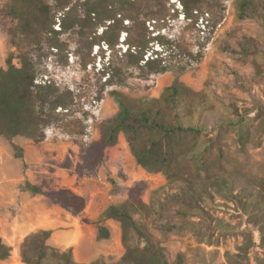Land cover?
I'll list each match as a JSON object with an SVG mask.
<instances>
[{
    "label": "rangeland",
    "instance_id": "374dc122",
    "mask_svg": "<svg viewBox=\"0 0 264 264\" xmlns=\"http://www.w3.org/2000/svg\"><path fill=\"white\" fill-rule=\"evenodd\" d=\"M170 1L171 18L163 25L148 22L151 35L180 42L195 54L202 51L198 61L188 62L175 46L171 49L168 44L163 48L153 42L155 50L168 55V71L143 76L139 69L124 68L125 83L108 84L107 75L103 74L104 63L109 56L115 60L122 57L125 45L112 53L105 45H95L90 51L85 38L72 30L56 36L65 46L62 51L49 43L41 51L32 50L38 62V79H49L63 90L70 89L75 103L65 122L48 127L45 139L40 142L24 136L12 141L0 137V235L13 247L11 257L0 264H25L21 243L39 229L52 230L48 240L52 246L73 247L74 259L78 262L109 264L122 258L126 248L121 224L115 219H101L103 211L111 204L126 200L133 190L145 202H150L153 190L166 185L167 191L162 197L169 196L177 189L176 184H169L162 172H149L138 164L124 134L119 136L116 145L106 148L99 165H87V149L101 139L104 125L119 111L109 94L112 88L133 97H158L174 82L179 67L187 63V70L180 74L184 83L196 90L205 89L221 111L247 122L250 138L245 143L239 141L235 129L227 127L225 132L224 175L233 178L234 192L255 191L260 187L264 179V0L262 13L243 15V0H216L221 10L216 14L222 18L217 25L203 17L198 21L186 19L180 1ZM9 2L0 0V67L4 68L10 55L19 64L20 53L12 40L11 31L17 21L6 12ZM55 28L59 29L58 22ZM88 59L91 62L86 64ZM80 120L85 125L84 134L66 131L68 122L78 124ZM220 120L219 114L207 113L204 125L211 129ZM206 132L212 135L211 131ZM13 143L23 148L21 158L15 156ZM27 180L48 191L70 188L86 198L87 206L80 213H72L48 196L23 190ZM215 201L208 207L229 226L225 234L218 236V230L215 242L200 241L190 231H155L167 248L170 260L175 261L183 253L187 264H230L226 253L238 252V247L247 241L246 235L251 233L249 261H242L264 264V243L248 214L234 201L220 197ZM101 225L111 230L109 238H98Z\"/></svg>",
    "mask_w": 264,
    "mask_h": 264
},
{
    "label": "trees",
    "instance_id": "16d2710c",
    "mask_svg": "<svg viewBox=\"0 0 264 264\" xmlns=\"http://www.w3.org/2000/svg\"><path fill=\"white\" fill-rule=\"evenodd\" d=\"M186 19L198 21L201 17L217 25L221 17L216 14V0H179ZM263 0H243L241 14H260ZM170 0H10L6 12L17 21L11 31L12 40L20 48L19 64L14 56L7 59V68L0 67V137L12 141L24 136L40 142L46 137V129L63 123L70 115L75 95L70 89H61L49 79L39 80L38 62L33 49L41 51L45 43L57 51L65 46L56 36L76 30L85 38L92 51L95 45L122 50L118 60L109 56L104 63V75L108 84H124V68H136L143 76L164 73L169 70L167 56L155 50L153 42L163 48H175L188 58L198 61L202 51L195 54L186 45L151 35L148 22L165 23L172 16ZM59 13H61L59 15ZM208 16V17H207ZM59 20V21H58ZM58 22L59 29L55 28ZM54 35V37H52ZM17 38V40H16ZM149 53V55H148ZM86 64L91 62L89 59ZM188 63L179 67L174 82L166 86L158 97H133L112 88L111 97L119 106L118 113L102 130L101 139L88 147L87 165H99L109 146L124 134L138 164L149 172H162L176 190L163 196L166 185L152 191L151 201L145 202L136 190L120 203L109 205L101 219L118 220L122 228V241L126 248L122 258L109 264H187L185 255L179 253L171 261L167 248L157 238L155 231L169 233L190 231L198 240L215 242L216 233L225 234L229 226L216 217L209 205L216 197L234 201L243 209L260 233L264 243V179L260 187L234 192V180L224 175V142L227 127L235 129L239 141L250 138L247 122L235 120L219 109L205 89L196 90L180 79ZM207 113L219 114L218 125L208 129L204 125ZM226 128V129H225ZM72 134L85 133V125H65ZM207 130L212 135H208ZM15 156H23V148L13 143ZM23 190L33 195L50 197L72 213H80L87 206L84 196L70 188L45 190L41 185L25 181ZM51 229H39L28 234L21 243V256L25 264H108L100 261L81 263L74 259L73 247L60 249L49 244ZM111 230L101 225L98 238L107 239ZM238 252H227L230 264H245L253 244L251 233ZM12 245L0 235V261L11 257Z\"/></svg>",
    "mask_w": 264,
    "mask_h": 264
},
{
    "label": "crops",
    "instance_id": "0c3cea01",
    "mask_svg": "<svg viewBox=\"0 0 264 264\" xmlns=\"http://www.w3.org/2000/svg\"><path fill=\"white\" fill-rule=\"evenodd\" d=\"M9 244L11 245V243L9 242ZM15 251H18V250H15Z\"/></svg>",
    "mask_w": 264,
    "mask_h": 264
}]
</instances>
